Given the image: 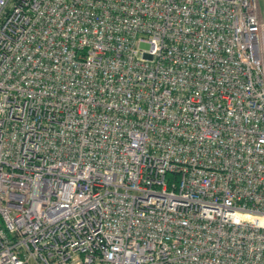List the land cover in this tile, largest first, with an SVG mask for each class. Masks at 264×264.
<instances>
[{
    "label": "built area",
    "instance_id": "1",
    "mask_svg": "<svg viewBox=\"0 0 264 264\" xmlns=\"http://www.w3.org/2000/svg\"><path fill=\"white\" fill-rule=\"evenodd\" d=\"M0 264H264V0H0Z\"/></svg>",
    "mask_w": 264,
    "mask_h": 264
},
{
    "label": "rangeland",
    "instance_id": "2",
    "mask_svg": "<svg viewBox=\"0 0 264 264\" xmlns=\"http://www.w3.org/2000/svg\"><path fill=\"white\" fill-rule=\"evenodd\" d=\"M262 5H263V4H262ZM143 47H144V48H147V46H146V45H144Z\"/></svg>",
    "mask_w": 264,
    "mask_h": 264
}]
</instances>
